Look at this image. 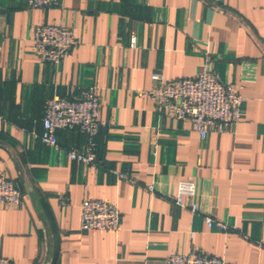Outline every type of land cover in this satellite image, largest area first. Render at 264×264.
Here are the masks:
<instances>
[{
  "label": "crops",
  "instance_id": "1",
  "mask_svg": "<svg viewBox=\"0 0 264 264\" xmlns=\"http://www.w3.org/2000/svg\"><path fill=\"white\" fill-rule=\"evenodd\" d=\"M63 24L77 41L58 66L39 60L34 32ZM131 36L135 48L129 47ZM244 98L241 120L204 140L187 121L139 93L153 73L195 77L204 62ZM97 88L96 162L76 129L42 133L44 102ZM21 192L0 205V258L11 264H166L207 254L226 264H264V0H63L35 9L0 0V177ZM196 185V212L174 199ZM152 187V190L150 189ZM65 197L66 204H60ZM102 200L121 215L117 231H81V205ZM209 217L229 227L207 228Z\"/></svg>",
  "mask_w": 264,
  "mask_h": 264
},
{
  "label": "built area",
  "instance_id": "2",
  "mask_svg": "<svg viewBox=\"0 0 264 264\" xmlns=\"http://www.w3.org/2000/svg\"><path fill=\"white\" fill-rule=\"evenodd\" d=\"M63 0H27L31 8L42 9L59 7ZM34 49L39 60L58 66L67 58L77 41L72 32L63 24L41 25L34 32ZM136 38L131 36L129 47L135 48ZM154 86L141 96L150 99L155 108L165 112L178 121H187L201 140L211 133H227L242 118L244 98L237 86L220 82L210 70L206 60L201 71L190 78L165 80L161 73H153ZM100 103L97 88L90 86L80 98L68 99L53 95L44 102L42 133L40 141L47 147L57 148V131L76 129L85 136V149L73 148L68 151V159L83 165L95 164L96 137L106 126L100 119ZM152 190V187H150ZM196 185L193 180L179 182L174 203L183 206V198L189 199L191 212L197 211L192 200L195 198ZM21 192L5 176L0 177V205L15 207L20 203ZM65 205V197L60 198ZM81 231H117L121 215L116 206L102 200H89L81 205ZM207 228H215L226 233L229 227L209 217L204 218ZM166 264H226L223 260L207 254H172L165 259ZM0 264H11L0 258Z\"/></svg>",
  "mask_w": 264,
  "mask_h": 264
}]
</instances>
